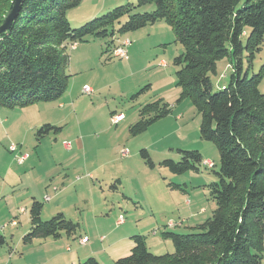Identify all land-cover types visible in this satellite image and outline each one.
Listing matches in <instances>:
<instances>
[{
	"label": "rangeland",
	"instance_id": "374dc122",
	"mask_svg": "<svg viewBox=\"0 0 264 264\" xmlns=\"http://www.w3.org/2000/svg\"><path fill=\"white\" fill-rule=\"evenodd\" d=\"M136 1L80 0L66 17L73 28H79L118 6H135ZM152 9L140 7L132 13ZM117 30L105 38L87 37L76 44L80 46L75 54L69 50V83L59 100L24 108L0 106V231L6 240L0 248V264H60V256L64 261L72 257L78 264L92 249L100 264H113L131 253L136 236L143 238L150 252L161 255L173 251L164 232L196 233L194 229L211 217L215 205L209 186L216 180L219 154L212 142L200 138V117L191 100L180 97L172 60L182 49L173 31L164 21L126 33ZM124 42L128 43L126 57L112 55L109 45ZM228 63L234 61L225 58L217 63V75L211 76L214 85ZM263 63L264 45L250 74ZM243 64L247 68L245 58ZM85 87L92 89L90 95L83 92ZM260 90L264 91V77ZM147 105L153 106L147 112L150 116L163 106L170 111L144 130L132 132ZM43 124L59 129L37 141L35 131ZM65 144L70 146L67 152L62 149ZM11 145L27 156L23 167L17 166ZM141 150H146L153 167L145 164ZM180 151H198L214 167L201 165L198 171L172 174L160 165L166 158L179 161ZM5 171L10 172L7 179ZM32 180L35 183L27 189ZM42 182L50 183V189ZM55 189L64 192L58 200ZM46 196L52 202H44ZM34 200L44 210L42 221L53 217L48 207L61 205L66 218L78 225L76 236L64 233L57 239L23 244L19 236L30 228ZM116 222L124 225L115 227ZM110 231L113 234L107 236ZM80 234L87 238L85 247H78ZM67 246L70 254L64 252Z\"/></svg>",
	"mask_w": 264,
	"mask_h": 264
},
{
	"label": "trees",
	"instance_id": "16d2710c",
	"mask_svg": "<svg viewBox=\"0 0 264 264\" xmlns=\"http://www.w3.org/2000/svg\"><path fill=\"white\" fill-rule=\"evenodd\" d=\"M11 1L0 0V25ZM79 4L80 0H22L11 29L0 35V106L24 108L59 100L69 83L68 52L87 37L113 36L116 27V32L126 33L166 22L182 49L172 60L180 97L190 99L200 117V138L218 150L219 169L209 186L215 207L211 217L194 229L196 233L164 232L173 244L172 252L154 254L136 236L131 253L113 264H262L264 63L257 73L250 71L264 45V0H137L135 6H118L73 28L66 15ZM146 6L153 9L132 13ZM225 58L234 64H226L214 85L211 76L217 75V63ZM152 108L147 105L141 110L132 132L144 130L170 111L163 106L150 116L147 112ZM58 129L43 124L35 137L40 141ZM180 153L179 161L166 158L160 165L172 174L198 171L201 165L207 168L208 160L198 151ZM140 156L146 165L154 166L146 150ZM40 210L34 200L23 244L57 239L64 233L75 235L78 225L63 213L42 221ZM5 245L0 231V248ZM78 264L100 263L88 257Z\"/></svg>",
	"mask_w": 264,
	"mask_h": 264
},
{
	"label": "crops",
	"instance_id": "0c3cea01",
	"mask_svg": "<svg viewBox=\"0 0 264 264\" xmlns=\"http://www.w3.org/2000/svg\"><path fill=\"white\" fill-rule=\"evenodd\" d=\"M123 40H125V39H123ZM118 41V40H117ZM79 46L80 45H74V46H72L71 47V49H70V51H71V54H75V52L77 51V49L79 48ZM115 46V45H114ZM117 46H119V45H116V47ZM128 48V47H127ZM110 52H111V50H109ZM74 58V56L72 55V59ZM91 89V88H90ZM92 90V89H91ZM60 106V108H62V104H59ZM9 129V128H8ZM70 148V146L69 147H66L65 145L64 146H62V149H63V151H65V152H67V150ZM16 153H19V154H21V150L20 149H18V151L16 152ZM16 155V154H15ZM15 155H14V159H15ZM26 158H25V160L20 164V163H18L17 161H16V159H15V161L17 162L16 164H17V166L19 167V166H24V164H25V162L27 161V156H25ZM13 162V161H12ZM15 163V162H14ZM13 164V163H12ZM8 168H9V170H11L12 169V165H8ZM13 170V169H12ZM14 171V170H13ZM3 173V175L5 176V178L7 179L8 178V175H9V171L7 172V171H5V172H2ZM67 179H68V176H65ZM67 179H65V180H67ZM5 181V180H4ZM35 183V181L34 180H32V181H30V182H28L27 184H26V186H27V189L29 188V187H31L33 184ZM44 182H42V187L44 186V188H46V190H49L50 189V183H52L51 181H50V183H49V185H47L46 186V184H47V182H45L44 184H43ZM63 183V185H65L64 184V182H62ZM2 184H3V182H2ZM38 184H40V183H38ZM2 191H4L3 189H2ZM58 192V189L54 192V194H56ZM64 194V192H62V190H60L56 195H55V197H56V199L55 200H58L59 198H60V196H62ZM44 200V199H43ZM52 197L50 198V200H49V202H52ZM45 202V201H44ZM48 202V203H49ZM45 208V207H44ZM43 208V209H44ZM48 208H50L47 212H48V215H51V217L52 216H54L55 215V213H58V212H62V213H65V211L62 209V206L61 205H59V204H57V205H53L52 207L50 206V207H48ZM41 211V210H40ZM43 213H44V210H42L41 212H40V218L42 217V215H43ZM97 219H99V218H97ZM97 219L95 218V219H93V221H97ZM15 220H11V226L12 227H17L18 225H15ZM117 223V222H116ZM121 225H124V224H115V227H119V226H121ZM29 230H27V231H25V232H23V233H21L20 234V236H19V239L22 237V236H24V234L26 233V232H28ZM97 231V230H96ZM113 234V232L112 231H110L109 233H107V236H111ZM82 234H80L79 235V237H77L76 239H77V244H78V247H85L86 245L85 244H87V243H85L84 245H82V244H80L79 243V239H82V238H84V237H82L81 236ZM76 236V235H75ZM48 239H52V238H48ZM48 239H45L44 241H46V240H48ZM102 239V238H101ZM113 241L114 242H117V241H119V240H117V238L116 237H113ZM88 242V241H87ZM29 244H31V243H29ZM44 244H46V243H44ZM115 245L113 244L111 247H114ZM152 251V250H151ZM65 253H67V254H70L71 253V249H70V247L69 246H67L66 248H65V251H64ZM95 251H94V249H92L91 250V254H88L86 257L88 258V257H93L94 258V256H93V254L92 253H94ZM153 252V251H152ZM153 253H155V252H153ZM8 256H10V259H13V257H14V255H12V253L10 254H8ZM62 258H61V256H60V258H58L57 260L59 261L60 260V264H76V262L73 260V258L71 257V258H69V259H65V261L64 260H61ZM118 259V258H117ZM78 263H79V261H77ZM58 264V263H57Z\"/></svg>",
	"mask_w": 264,
	"mask_h": 264
},
{
	"label": "built area",
	"instance_id": "2783aa9c",
	"mask_svg": "<svg viewBox=\"0 0 264 264\" xmlns=\"http://www.w3.org/2000/svg\"><path fill=\"white\" fill-rule=\"evenodd\" d=\"M128 42V41H127ZM127 42H124L123 45H119L115 48L112 49V55H114L115 57H118V58H125L126 57V49L128 47V43ZM83 92L87 95H90L92 93V90L88 87H85L83 88ZM120 119V116H117L115 120H119ZM114 120V121H115ZM66 147H69L68 144H65ZM10 152H14L16 155H15V159L18 163H22L24 160H25V155H22V154H19V153H16L18 151L17 147L14 146V145H11L10 148H9ZM204 165L207 166V168H212L213 167V164L210 162V161H205L204 162ZM57 189H55L56 191ZM45 202H49L50 200V197L49 196H46L44 198ZM121 219V217H120ZM122 220V219H121ZM87 242V238H82V239H79V243L84 245L85 243Z\"/></svg>",
	"mask_w": 264,
	"mask_h": 264
},
{
	"label": "water",
	"instance_id": "95a60500",
	"mask_svg": "<svg viewBox=\"0 0 264 264\" xmlns=\"http://www.w3.org/2000/svg\"><path fill=\"white\" fill-rule=\"evenodd\" d=\"M22 0H12L10 6L0 25V35L8 32L17 16Z\"/></svg>",
	"mask_w": 264,
	"mask_h": 264
}]
</instances>
